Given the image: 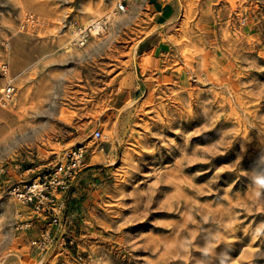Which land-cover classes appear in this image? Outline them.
<instances>
[{"label":"rangeland","instance_id":"rangeland-1","mask_svg":"<svg viewBox=\"0 0 264 264\" xmlns=\"http://www.w3.org/2000/svg\"><path fill=\"white\" fill-rule=\"evenodd\" d=\"M155 1L176 20L157 60L135 51L161 31ZM110 11L113 29L66 44ZM26 14L42 25L20 33ZM3 62L0 166L31 180L86 153L42 253L44 222L15 231L16 211L36 216L0 177V264H264V0H0Z\"/></svg>","mask_w":264,"mask_h":264},{"label":"built area","instance_id":"built-area-1","mask_svg":"<svg viewBox=\"0 0 264 264\" xmlns=\"http://www.w3.org/2000/svg\"><path fill=\"white\" fill-rule=\"evenodd\" d=\"M117 10L123 11L122 3L117 4ZM106 19H102L99 27H106ZM42 25L41 20L31 14H26L19 23L18 32H25L28 29H34ZM95 23L88 24L83 30L80 27L75 28L76 39L75 43L78 46L84 45L86 38L95 27ZM9 49L8 43L5 45V50ZM0 75L4 80V84L0 88V107L5 109L9 106L16 93L15 79L11 75L8 62H3L0 65ZM94 139L106 141L108 139L101 131L93 132ZM85 149L83 147H74L69 151L61 154L54 163L46 166L44 173L34 179L27 180L26 174L28 171H22L21 166L1 165L0 177L7 175L13 171L16 175L15 181L8 187L6 194L16 203L31 211L36 220L32 217H24V213L16 211L15 231L22 232L32 228L34 222L42 221L38 235L29 240V246L42 253L49 248L53 241V232L61 227L64 219L66 195L76 181L79 173L84 168ZM38 217H42L38 219Z\"/></svg>","mask_w":264,"mask_h":264},{"label":"crops","instance_id":"crops-1","mask_svg":"<svg viewBox=\"0 0 264 264\" xmlns=\"http://www.w3.org/2000/svg\"><path fill=\"white\" fill-rule=\"evenodd\" d=\"M151 6L154 16H159L158 18L161 31L140 40L135 47V51L137 55L145 54L148 57L157 60L160 59L162 55L168 51L166 47L167 45L162 42V39L159 38V36H161L162 33H166V31L170 27H172L176 20L174 11L170 7V4L155 1Z\"/></svg>","mask_w":264,"mask_h":264},{"label":"bare ground","instance_id":"bare-ground-1","mask_svg":"<svg viewBox=\"0 0 264 264\" xmlns=\"http://www.w3.org/2000/svg\"><path fill=\"white\" fill-rule=\"evenodd\" d=\"M113 10V9H112ZM112 14H113V11H110L104 15H101L99 13H92L90 17H88V21L86 22V24L84 26H81L80 27V30H83L87 27L88 24H91V23H95L96 26L92 28V31L89 33V35L92 37H97L99 34L105 32L107 29H108V26L106 25L102 27V29L100 30L101 27L100 24L98 22H101L102 19H105L107 20L106 23H109L111 22V28L113 29L115 26H116V22L113 20L111 21L112 19ZM118 23V22H117ZM70 29V39L68 40V42L66 44H69V43H72L73 41H75L76 39V30L74 29V32L71 30V27H69Z\"/></svg>","mask_w":264,"mask_h":264}]
</instances>
